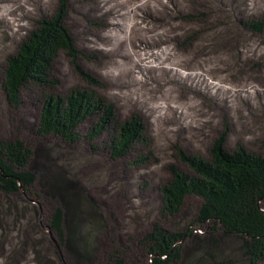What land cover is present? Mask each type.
I'll return each mask as SVG.
<instances>
[{"label": "rangeland", "instance_id": "obj_1", "mask_svg": "<svg viewBox=\"0 0 264 264\" xmlns=\"http://www.w3.org/2000/svg\"><path fill=\"white\" fill-rule=\"evenodd\" d=\"M108 1L0 0V139L23 141L32 151L27 168L35 175L26 191L6 199L0 195L1 206L7 199L21 206L19 213L32 224L25 228V239L9 234L12 252L0 250V264H153L156 256L147 253L144 237L154 223L170 233L193 231L177 243L181 258L170 264H205L203 255L210 247L219 253L216 260L246 264L234 252L238 249L232 240L222 239L219 230L212 234L208 224L195 223L199 198H186L175 217L161 219L159 187L170 180L171 167L192 174L180 153L207 159L223 134L227 151L241 145L261 152L264 25L256 33L243 23H264V0H235L237 8L231 13L221 0ZM144 3L157 10L158 17L144 15ZM108 7H115V19L103 18ZM60 10L74 57L59 51L52 62L50 86H28L20 94L19 107L8 106L1 91L7 57L40 19ZM115 22L120 26L106 25ZM74 90L93 93L111 104L121 121L139 119L145 128L143 143L127 156L112 159L108 132L86 139L94 118L79 125L81 139L74 145L38 135L45 97H63ZM59 170L73 183L57 188ZM68 194L75 204L81 201L95 210L88 215L90 224L78 217L84 222L77 232L87 235V244L81 247L86 254L91 249L86 263L66 251L48 227L59 206L68 232L73 206ZM261 206L264 209V202ZM210 238L219 243L212 245Z\"/></svg>", "mask_w": 264, "mask_h": 264}, {"label": "trees", "instance_id": "obj_2", "mask_svg": "<svg viewBox=\"0 0 264 264\" xmlns=\"http://www.w3.org/2000/svg\"><path fill=\"white\" fill-rule=\"evenodd\" d=\"M63 20L62 10L49 19H40L36 27L25 35L17 50L7 57L1 91L8 106L18 108L20 94L28 86L41 89L50 86L52 62L59 51L64 50L74 57L72 38L64 27ZM263 25L261 21L243 23L245 29L256 33L263 31ZM89 118L95 120L86 134V139L92 141L103 132H108L110 138L107 148L112 159L127 156L135 146L143 143L145 128L139 119L132 117L128 121H121L111 104H105L100 97L85 90H74L63 97L46 96L36 131L38 135L58 138L61 144L70 146L81 139L78 127ZM224 136H219L213 143L207 159L180 153L181 161L192 174L187 175L177 168H170V180L159 187L160 218L175 217L186 198L197 197L201 203L195 223L208 224L212 234L219 230L222 239L232 240L233 246L238 249L234 252H239L246 264H261L264 261V209L261 206L264 202V141L260 153L248 151L241 145L227 151ZM48 149L52 155L51 148ZM30 156L32 151L22 140L0 139V195H4V199L22 190L26 191L35 182V175L27 168ZM58 173L57 178L55 177L57 188H62L65 182L68 185L73 183L71 179L65 178L62 170ZM72 196H67L74 210L70 212L72 224L68 226V232L63 229V207L58 206L52 212L48 227L66 251L86 263L90 259L87 254L91 255V249H87L86 254L81 247L84 244L85 248L87 235L79 236L77 226L82 225L84 220L90 224L88 215L95 214V210L87 203H79L81 201L75 204ZM19 207L21 206L13 205L8 199L0 205V250L5 253L12 252V242L7 241L9 234L15 233L17 238L25 239V228L32 226L31 221L28 223L21 216ZM78 217L84 220L81 222ZM92 220L94 224H99V220ZM192 234L190 228L170 233L161 224L154 223L152 231L144 237L148 245L147 253L156 256L153 264L179 261L180 246L177 243L184 236ZM29 240L32 239L29 237ZM210 242L212 245L219 243L212 238ZM32 245L34 246V242ZM217 255L219 253L210 247L204 253L202 262L209 263L205 259L209 258V264L234 263L233 259L216 260ZM162 257L166 259L160 260Z\"/></svg>", "mask_w": 264, "mask_h": 264}, {"label": "bare ground", "instance_id": "obj_3", "mask_svg": "<svg viewBox=\"0 0 264 264\" xmlns=\"http://www.w3.org/2000/svg\"><path fill=\"white\" fill-rule=\"evenodd\" d=\"M216 1H218V0H216ZM109 2H113V0H109L108 1V4H109ZM105 3V2H104ZM107 3V2H106ZM145 4V3H144ZM220 4H222V7L226 10V11H228V13H231V12H233L232 10V8H237V6H236V4H235V0H221V2H220ZM108 6V5H107ZM141 6H143V5H141ZM140 7V6H139ZM137 8V9H139V10H142V8ZM97 8L99 9V7L97 6ZM145 8H146V13H144V15H147V16H151L152 17V19H154L155 17H158V11L157 10H154V9H152V8H148V6H146V4H145ZM80 9H78L77 8V11H79ZM103 11V10H102ZM103 13V18H106V19H115V16L117 15V11H115V7H108V8H106L105 9V11H103L102 12ZM79 14L81 15V14H83V16H86V15H84V11H80L79 12ZM157 19V18H156ZM106 22H110V21H105V23ZM107 25V27L108 28H110V27H112V28H114V27H117V26H120V24L119 23H117V22H115V23H107L106 24Z\"/></svg>", "mask_w": 264, "mask_h": 264}]
</instances>
